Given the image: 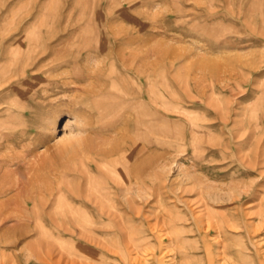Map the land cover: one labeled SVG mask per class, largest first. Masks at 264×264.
Returning <instances> with one entry per match:
<instances>
[{"label":"rangeland","instance_id":"obj_1","mask_svg":"<svg viewBox=\"0 0 264 264\" xmlns=\"http://www.w3.org/2000/svg\"><path fill=\"white\" fill-rule=\"evenodd\" d=\"M0 144V264H264V0H0Z\"/></svg>","mask_w":264,"mask_h":264},{"label":"bare ground","instance_id":"obj_2","mask_svg":"<svg viewBox=\"0 0 264 264\" xmlns=\"http://www.w3.org/2000/svg\"><path fill=\"white\" fill-rule=\"evenodd\" d=\"M141 59L143 60L144 58H145V55L144 54H141ZM142 103H141V106H142V113L139 115V118H138V122L141 124V126L144 128V121L141 119L142 118V115H144L145 114V108H144V101H141ZM143 128H142V130H143ZM3 145L2 144H0V148L2 147ZM90 146V145H89ZM45 157V156H44ZM8 160V159H7ZM38 161V160H37ZM40 161V160H39ZM41 162V161H40ZM35 163V162H34ZM33 164V163H32ZM36 164V163H35ZM9 166V165H8ZM7 166V167H8ZM10 167V166H9ZM13 169V168H12ZM6 170V169H5ZM15 175H20V173H14ZM19 175H18V177H19ZM5 176H6V174H5ZM30 177V176H29ZM5 178V177H4ZM15 178V177H14ZM24 178H27L26 176L24 177ZM33 178V177H32ZM22 179V178H21ZM12 180H14V179H12ZM26 180V179H25ZM29 180V182H30V179H28ZM11 182V181H10ZM15 182V181H14ZM17 182V181H16ZM3 183V182H2ZM28 183V182H27ZM12 184V183H11ZM23 184L24 183H22V180H21V182H17V184H15V185H12L8 190H15V191H20V194H22V193H24L25 192V188H24V186H23ZM26 184V183H25ZM24 184V185H25ZM29 185V184H28ZM2 186V185H1ZM2 188V187H1ZM5 189V188H4ZM3 189V190H4ZM5 194H6V192L4 191V192H1L0 193V197H3V196H5ZM25 195H26V193H24ZM16 195V194H15ZM18 197V196H17ZM123 197V196H122ZM27 199V201H29V202H31V203H34V201H33V197L32 196H30L29 198H26ZM105 202H111L110 201V199H107V197L105 196V197H103L102 198ZM142 199V198H141ZM6 200V199H5ZM98 201V200H97ZM3 203V202H2ZM91 203V202H90ZM99 203H101V202H99ZM97 203H95V204H92V205H94V207H95V205H96ZM6 205V204H5ZM5 205H4V207H5ZM8 205H10V203L8 204ZM11 207H13V206H11ZM96 208L99 210V212H100V214H101V216L102 215H106V214H109V212H110V210H111V208H105V207H102V205H100L99 204V206H97L96 205ZM11 211V210H10ZM92 217V216H91ZM102 218V217H101ZM94 221H93V218H90L89 216L87 217V218H85L84 219V221H83V225L87 228V227H90L91 225H93L94 223H93Z\"/></svg>","mask_w":264,"mask_h":264}]
</instances>
